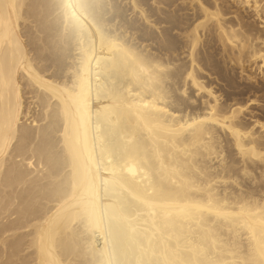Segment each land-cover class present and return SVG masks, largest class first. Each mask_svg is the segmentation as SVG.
<instances>
[{
  "label": "bare ground",
  "instance_id": "obj_1",
  "mask_svg": "<svg viewBox=\"0 0 264 264\" xmlns=\"http://www.w3.org/2000/svg\"><path fill=\"white\" fill-rule=\"evenodd\" d=\"M149 2L0 0V264H264V0Z\"/></svg>",
  "mask_w": 264,
  "mask_h": 264
},
{
  "label": "rangeland",
  "instance_id": "obj_2",
  "mask_svg": "<svg viewBox=\"0 0 264 264\" xmlns=\"http://www.w3.org/2000/svg\"><path fill=\"white\" fill-rule=\"evenodd\" d=\"M149 1L151 2V0H149ZM150 2H149V4H151V5L153 6L154 4H152V2H151V3H150ZM156 6L158 7V6H160V5H154L153 8L156 7ZM157 7H156V8H157ZM161 7H162V5H161ZM163 7H164V6H163ZM179 52H180V51H179ZM220 62L222 63V60H220ZM221 66H222V70H224V69H225V65L222 63ZM238 72H239V71H238ZM205 74H206V73H205ZM215 76L217 77V75H215ZM215 76H212L211 78L214 79V78H216ZM234 78H236L237 81L243 82V80L240 79L239 75L237 76V74L234 75ZM257 79H258V81H259L260 83H264V79L261 77V75H257ZM217 83L222 84L220 81H218Z\"/></svg>",
  "mask_w": 264,
  "mask_h": 264
}]
</instances>
